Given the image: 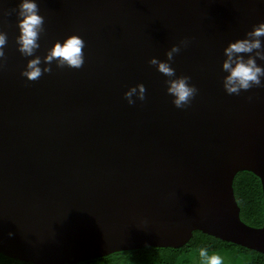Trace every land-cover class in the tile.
<instances>
[{"label":"water","instance_id":"water-1","mask_svg":"<svg viewBox=\"0 0 264 264\" xmlns=\"http://www.w3.org/2000/svg\"><path fill=\"white\" fill-rule=\"evenodd\" d=\"M20 2L0 0V253L72 264L201 231L264 254V223L241 219L233 186L238 172L259 177L264 215V87L229 95L222 70L228 43L264 22V0H36L35 55L85 41L81 68L54 61L36 81L21 75L33 57L16 43ZM185 38L170 66L198 93L178 109L148 61ZM139 83L146 99L129 105Z\"/></svg>","mask_w":264,"mask_h":264},{"label":"clouds","instance_id":"clouds-1","mask_svg":"<svg viewBox=\"0 0 264 264\" xmlns=\"http://www.w3.org/2000/svg\"><path fill=\"white\" fill-rule=\"evenodd\" d=\"M18 17L19 35L16 37L19 52L25 57H33L27 61L26 67L21 75L29 81L39 80L45 73L52 72V63L55 61L58 68L79 69L84 64L85 41L76 34L66 37L61 43L57 40L41 58L35 55L40 48L39 39L45 31L44 16L39 14V6L36 0H21L18 9H13ZM11 12L8 13L10 15ZM264 22L253 25L252 30L246 33L245 38L230 41L224 48L225 59L222 62V70L227 73L223 77V88L229 95H239L241 91L247 92L253 87H264V66L257 64V58L264 61ZM187 38L178 44H173L166 51V60H160L153 56L149 59L150 65L156 66L157 70L168 77L165 80L167 93L173 97L172 103L178 109L190 106L192 100L198 93V88L189 83L191 77L187 75L177 76L175 69L170 66L174 61L175 54L180 53L182 47L189 44ZM7 45V33L0 31V66L6 59L4 48ZM44 65L41 67V65ZM129 105H134L136 100L146 99V88L143 83L131 86L124 93ZM135 97V99H134ZM251 99V97H249ZM11 236L12 233H9ZM199 256L202 264H222L221 257L209 254L205 248L200 249Z\"/></svg>","mask_w":264,"mask_h":264},{"label":"trees","instance_id":"trees-1","mask_svg":"<svg viewBox=\"0 0 264 264\" xmlns=\"http://www.w3.org/2000/svg\"><path fill=\"white\" fill-rule=\"evenodd\" d=\"M233 186L241 209V219L251 226L261 227L264 223V215L260 178L252 172L241 171L235 176ZM202 248L207 249L210 255L221 257L222 264H264V254L201 231H195L189 242L178 248L146 246L72 264H202L199 256ZM0 264L34 263L10 258L0 253Z\"/></svg>","mask_w":264,"mask_h":264}]
</instances>
